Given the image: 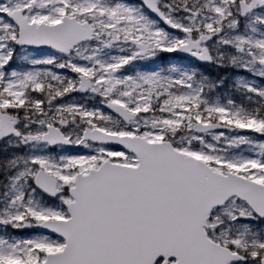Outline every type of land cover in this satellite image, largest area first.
Instances as JSON below:
<instances>
[{"label":"snow or ice","instance_id":"snow-or-ice-1","mask_svg":"<svg viewBox=\"0 0 264 264\" xmlns=\"http://www.w3.org/2000/svg\"><path fill=\"white\" fill-rule=\"evenodd\" d=\"M0 264H264V0H0Z\"/></svg>","mask_w":264,"mask_h":264}]
</instances>
